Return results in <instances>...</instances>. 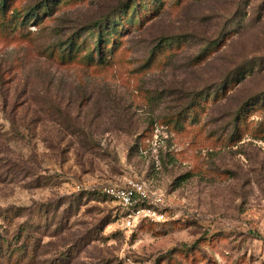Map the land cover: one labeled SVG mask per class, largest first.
<instances>
[{
    "label": "rangeland",
    "instance_id": "obj_1",
    "mask_svg": "<svg viewBox=\"0 0 264 264\" xmlns=\"http://www.w3.org/2000/svg\"><path fill=\"white\" fill-rule=\"evenodd\" d=\"M0 264H264V0H0Z\"/></svg>",
    "mask_w": 264,
    "mask_h": 264
},
{
    "label": "built area",
    "instance_id": "obj_2",
    "mask_svg": "<svg viewBox=\"0 0 264 264\" xmlns=\"http://www.w3.org/2000/svg\"><path fill=\"white\" fill-rule=\"evenodd\" d=\"M99 193L120 206L125 214L124 224L129 229L142 222L161 223L166 220L164 211L146 202L147 193L140 184L128 182L125 186H105Z\"/></svg>",
    "mask_w": 264,
    "mask_h": 264
},
{
    "label": "trees",
    "instance_id": "obj_3",
    "mask_svg": "<svg viewBox=\"0 0 264 264\" xmlns=\"http://www.w3.org/2000/svg\"><path fill=\"white\" fill-rule=\"evenodd\" d=\"M43 3L45 4V7L48 6V1L47 2H43ZM111 24L112 23H110L109 20H106V21H102V22L96 23L95 24L96 26H94L95 29H96V37H95V44H94V47H93L92 51H94V55L97 56V58H98L100 63L104 62V60H105V55H104V50H103V45L105 43L104 42L105 41L104 40V35L111 34L113 32L112 31L113 30L112 27L115 26V25L112 26L113 24L112 25ZM138 25L141 27L143 24L141 22H138ZM165 42L169 43L170 41L169 42L165 41ZM73 46H74L73 43L69 44V52H68L69 55H71L72 52H75V51H77L79 49V46L78 47H74V48H73ZM111 54H112V52H111ZM199 98H201V96ZM199 98L196 101H194V100L191 101L192 105L190 104L188 107H185V109H183L181 112H183L186 109H190L193 106L194 107L197 106L198 105L197 101H200ZM180 113H178V115H180ZM96 195H101V194L99 193V194H96Z\"/></svg>",
    "mask_w": 264,
    "mask_h": 264
}]
</instances>
